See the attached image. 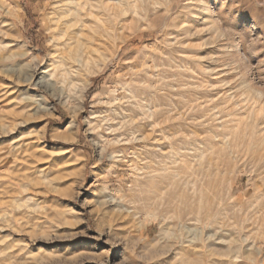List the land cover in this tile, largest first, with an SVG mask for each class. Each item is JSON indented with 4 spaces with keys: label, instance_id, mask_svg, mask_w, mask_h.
I'll return each instance as SVG.
<instances>
[{
    "label": "rangeland",
    "instance_id": "1",
    "mask_svg": "<svg viewBox=\"0 0 264 264\" xmlns=\"http://www.w3.org/2000/svg\"><path fill=\"white\" fill-rule=\"evenodd\" d=\"M58 1L0 0V264H264V0Z\"/></svg>",
    "mask_w": 264,
    "mask_h": 264
},
{
    "label": "bare ground",
    "instance_id": "2",
    "mask_svg": "<svg viewBox=\"0 0 264 264\" xmlns=\"http://www.w3.org/2000/svg\"><path fill=\"white\" fill-rule=\"evenodd\" d=\"M110 1H113V0H61L59 2V7H58V11L59 12H56L55 14V17L53 18L52 22H53V26H54V30H55V35L53 38H56V44H58L60 47H65L66 45L68 46V44L71 42H73V44H75L74 42L75 41H72L74 40V38L76 39L77 37L76 36V32H74V28H75V24L78 23V21H76L78 19V16H82L84 19L85 18H92L93 16H96L98 13V11H102L103 9H105L106 7V10L108 9V3ZM112 2H110L111 4ZM114 3V2H113ZM123 3V0H120L116 5H122ZM129 1H127L126 4H128ZM115 5V6H116ZM135 5V4H134ZM57 6H58V3H57ZM56 6V7H57ZM111 6V5H110ZM123 6V5H122ZM128 6V5H127ZM115 8V7H114ZM127 8V7H126ZM113 9V8H112ZM110 8V10H112ZM116 9V8H115ZM114 9V10H115ZM122 10V9H121ZM124 11V10H123ZM121 12V13H124V12ZM103 14V13H101ZM128 14V13H127ZM127 16V15H125ZM131 16V15H130ZM129 16V18H130ZM128 18V19H129ZM81 20V19H80ZM97 21V20H96ZM77 22V23H76ZM116 27V26H115ZM52 31V29H51ZM55 40V39H53ZM78 40V39H77ZM76 40V41H77ZM71 44V43H70ZM77 46V45H76ZM69 47H72L69 46ZM68 48V47H67ZM69 49V48H68ZM63 52V51H62ZM83 57V55H82ZM86 60V59H85ZM84 61V60H83ZM64 62V61H63ZM47 70V69H46ZM44 73V71H43ZM44 77V76H43ZM240 88V87H239ZM243 91H241L240 95H243V96H250V90H245V88H242ZM254 96L255 98L259 97V94H257L256 92L254 93ZM253 97V96H251ZM262 98V96H261ZM249 100H251L249 98ZM247 100V101H249ZM261 100V99H260ZM258 102V101H256ZM253 103V102H252ZM263 106H264V102L262 103ZM261 104V105H262ZM260 105V104H258ZM218 108V107H217ZM258 112H264V110H262L261 106L258 108ZM264 109V108H263ZM256 111V110H255ZM245 115V114H244ZM244 117V116H243ZM264 119V118H263ZM254 121H256V119H253ZM238 123V122H236ZM253 123V122H252ZM263 125L264 124V120H262V122L260 123H257L256 126L258 125ZM252 127V126H251ZM250 127V128H251ZM260 126H258L259 128ZM261 132H264V127H263V131L261 130ZM67 133V132H66ZM262 134V133H261ZM69 137V135H67ZM66 137V136H65ZM68 137H66L65 139H69ZM262 137V136H261ZM259 137V140L258 141H261ZM262 139V138H261ZM252 140V139H251ZM257 141V142H258ZM262 143V142H261ZM249 145V144H248ZM258 145V144H257ZM263 145V143H262ZM255 148V147H254ZM261 149V148H259ZM258 149V150H259ZM262 150V149H261Z\"/></svg>",
    "mask_w": 264,
    "mask_h": 264
},
{
    "label": "snow or ice",
    "instance_id": "3",
    "mask_svg": "<svg viewBox=\"0 0 264 264\" xmlns=\"http://www.w3.org/2000/svg\"><path fill=\"white\" fill-rule=\"evenodd\" d=\"M237 2H238V0H229L230 4L237 3Z\"/></svg>",
    "mask_w": 264,
    "mask_h": 264
}]
</instances>
